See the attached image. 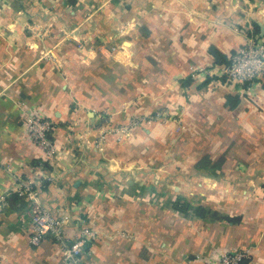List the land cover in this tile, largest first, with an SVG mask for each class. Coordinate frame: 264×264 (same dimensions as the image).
Segmentation results:
<instances>
[{"label": "crops", "instance_id": "crops-1", "mask_svg": "<svg viewBox=\"0 0 264 264\" xmlns=\"http://www.w3.org/2000/svg\"><path fill=\"white\" fill-rule=\"evenodd\" d=\"M5 24L0 25V197L5 198L0 264L62 261V245L54 238L38 246L29 242L31 202L16 193L28 184L48 210L69 214L64 229L69 241L84 226L97 230V239L83 250L86 264H194L197 253L216 261L237 250L248 252L246 264H264V80L241 87L207 78L197 89L179 83L194 68L217 66L211 45L230 58L250 36H264V0H40V44L34 50L28 29ZM124 26L127 34L119 37ZM64 34L117 39L122 47L116 53L101 47L102 54L85 47L90 52L82 53L74 41L59 38ZM49 50L54 56L43 58ZM229 97L239 100L235 108ZM173 100L184 106L180 112L187 121L180 136L153 123L121 142L108 136L100 150L92 145L109 121L119 123ZM33 111L54 124L57 153L51 161L42 160V148L27 135L25 116ZM174 143L188 155L203 152L220 164L216 171L188 172L197 180V195L210 191L212 197L198 207L215 211L214 219L179 216L172 227L166 222L157 231L152 217L139 224L140 201L130 207L116 197L102 206L106 218L91 211L85 223L81 197L111 186L118 170H107L109 162L112 168H134L135 160L124 164L125 152L143 145L155 164L153 149L167 154ZM95 167L102 172L91 183L89 170ZM110 227L132 231L134 238L106 236Z\"/></svg>", "mask_w": 264, "mask_h": 264}, {"label": "rangeland", "instance_id": "rangeland-1", "mask_svg": "<svg viewBox=\"0 0 264 264\" xmlns=\"http://www.w3.org/2000/svg\"><path fill=\"white\" fill-rule=\"evenodd\" d=\"M22 6L23 8L18 11V8ZM7 7L11 9H7ZM0 13H2L0 17V25H3V23L6 22L7 24H5V26L7 27H23L28 29L30 49L34 50L35 44H40V0H0ZM126 27L127 26H124L119 29V37L122 35L126 36L127 32H123L125 31L124 28ZM62 37H67V39L74 41L77 45L76 47L82 53L90 52V50L84 51L85 47L92 48L93 52H96L97 50V53L99 54H102L101 47L108 49L112 53L118 52L122 47L121 43L118 42L117 39H110V41L104 42L100 40H94V38L91 40H86L78 35L75 36L74 34H71L70 36L66 34H64V36H59L60 39ZM42 38H45V36ZM90 43L94 47L90 46ZM53 56L54 51L52 50L43 52V58L48 59L52 58ZM190 75L193 77L191 86L193 85V88L195 89L199 88V86L202 85V82H204L207 78H210L211 80H218L220 78L218 75H216L215 67L213 65L194 68L190 70ZM227 82L233 83L236 86H243L233 81L227 80ZM179 83L181 87L184 86L183 80H179ZM189 88L190 87L185 89ZM184 92L185 94L187 93L186 91ZM179 106V102L173 100L167 103L165 107L161 106L153 111H137L136 113H131L126 117L125 120L119 123L114 124V122L109 121V124H106L107 126L101 127V132L94 139L92 145L100 150L104 147L108 136H115V142H121L130 137H134V135L138 134L139 129L140 131H144L142 129L146 128L148 125H152L153 123H157L162 126L168 125L170 126L171 133L174 136H180L183 134V131L187 130L185 126L187 121L182 117L184 106L182 108H178ZM33 112L35 115H37L35 111ZM40 117L43 116L40 115ZM141 146L142 147H140L139 150L135 149L133 153L130 149L125 152L124 157H126L127 160L124 164L135 160L134 168H128L127 166H116L115 168H112V165H115V163L112 164L111 162H109L107 168L102 165L103 168H106L110 171L112 170V172L115 170L118 171L116 172L117 174L114 173V178L112 179V182L110 181L111 186H109L107 190H99V186L98 189L94 191V193H88L81 197V203L84 206L82 209L84 210V216L86 217L83 219L85 223L89 222V218H87L86 214H90L91 211L95 212L97 215L101 214L102 218H106V213L102 214L101 212L102 206L107 202H115L116 197H120L121 199L126 200V204L130 207H132L133 204H138L140 201V204H142L141 209L136 213L140 220L138 221L139 224L143 226L146 221L152 217V220L155 222V229L159 231L164 227L166 222L167 226L172 227L173 222H175V219L179 218V216L193 217L195 215L196 208L201 206L200 204L207 203L208 199L212 197L209 190H206L205 195H197V180L194 176L188 174L189 171L195 172L207 170L212 172L219 170L220 164L213 162L208 154H204L203 152L194 153L193 151L188 155L182 151L179 143H174L173 148H171L170 152L167 151V154L165 151L166 149L161 147H158V149H153L155 150V159L159 161L155 164H152V161L148 162L146 158V152L148 149L145 148L144 150L143 145ZM176 156L181 159L189 158V160L187 163L180 162ZM113 157H117V152L114 153ZM202 159L210 161V165L205 169L198 167V162H200ZM98 168L99 167H95L92 170H89V181L91 183L97 180L96 174L102 172ZM131 169L133 171H130ZM133 181H136V183H131L130 185L129 182ZM187 181L189 183L193 181L194 183L191 186V184H189ZM131 188L133 190L130 192L129 189ZM191 188L192 194L186 193ZM176 201H178L180 205L188 204V212L186 214H182L173 208V204ZM112 205L114 208L115 204ZM206 209L209 212L207 214L208 218L214 219L215 211L212 213L208 207H206ZM168 210L172 212L171 215H169ZM129 213L132 216L131 210ZM115 230L111 228V231L106 236L116 233L122 236L125 234V239L131 240L134 238V233L132 231L130 233H124L117 232V230ZM98 234L99 233L97 232L94 238L91 240L97 239ZM102 234L105 233L102 232ZM192 262L194 264H216L218 260H213L211 254L197 253L192 256Z\"/></svg>", "mask_w": 264, "mask_h": 264}, {"label": "built area", "instance_id": "built-area-1", "mask_svg": "<svg viewBox=\"0 0 264 264\" xmlns=\"http://www.w3.org/2000/svg\"><path fill=\"white\" fill-rule=\"evenodd\" d=\"M228 64L217 65L216 75L240 85L257 83L264 80V36H250L246 42L230 56ZM25 127L29 139L42 148V160L51 161L57 147L52 138L53 122L45 117L29 112L25 116ZM20 197L31 202L32 232L29 242L38 246L45 238L52 237L62 245V261L59 264H84L83 250L94 238V228L82 227L73 240H68L64 229L70 221L69 214L53 213L38 202L37 192L31 185H25L16 191ZM5 205V198L0 197V213ZM247 258V253L235 251L224 253L216 264H240Z\"/></svg>", "mask_w": 264, "mask_h": 264}, {"label": "trees", "instance_id": "trees-1", "mask_svg": "<svg viewBox=\"0 0 264 264\" xmlns=\"http://www.w3.org/2000/svg\"><path fill=\"white\" fill-rule=\"evenodd\" d=\"M259 31H260V29L258 27H256L254 29L255 34L259 33ZM257 38H259V37H257ZM208 51H209L210 55L213 57L215 65H223V64H228L230 62V60H229L230 58L226 54L218 51V49L215 46L211 45L209 47ZM232 54H234V52ZM192 82H193V77L191 75H189L187 78L184 79L183 85L188 86ZM228 101H231L230 102L231 108H235L239 103V100L235 97H229ZM209 165H210V161H208L206 159H202V160H200V162H198L199 168L205 169ZM173 208L182 214H186L188 212V204L180 205L178 203V201L174 202ZM208 213H209L208 210H206L203 207H197L195 210V214L197 217H205ZM227 220L234 221V219H231V218H227ZM246 262H247V258L242 260L240 264H246Z\"/></svg>", "mask_w": 264, "mask_h": 264}]
</instances>
